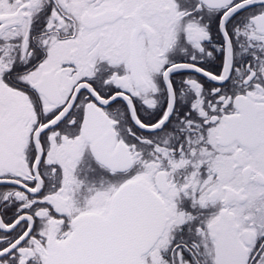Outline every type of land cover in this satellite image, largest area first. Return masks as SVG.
<instances>
[{"label": "snow or ice", "instance_id": "obj_1", "mask_svg": "<svg viewBox=\"0 0 264 264\" xmlns=\"http://www.w3.org/2000/svg\"><path fill=\"white\" fill-rule=\"evenodd\" d=\"M0 264H264V0H0Z\"/></svg>", "mask_w": 264, "mask_h": 264}]
</instances>
